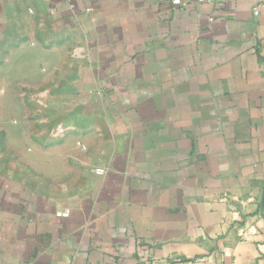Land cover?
<instances>
[{"label":"crops","instance_id":"1","mask_svg":"<svg viewBox=\"0 0 264 264\" xmlns=\"http://www.w3.org/2000/svg\"><path fill=\"white\" fill-rule=\"evenodd\" d=\"M16 54L54 90L0 264H264V0H0Z\"/></svg>","mask_w":264,"mask_h":264},{"label":"rangeland","instance_id":"2","mask_svg":"<svg viewBox=\"0 0 264 264\" xmlns=\"http://www.w3.org/2000/svg\"><path fill=\"white\" fill-rule=\"evenodd\" d=\"M30 49L40 50L37 45L32 44ZM32 54L34 55L30 56V59L39 58L34 51ZM6 58V55L0 56L1 61H5ZM23 58L27 57L16 54L13 59L11 57L9 63L5 61L0 66V172L22 169L18 155L20 148L23 147L24 150L30 140L23 130L30 126L31 141L39 139L38 133L41 128L39 121L48 115V110L44 106V99L48 98L44 96V92L48 89L54 90L47 88L43 80L40 82V72L44 71L40 64L35 63L36 61L35 73L32 71L30 78L24 75ZM9 125L15 126V131H9ZM12 155L16 157L14 163Z\"/></svg>","mask_w":264,"mask_h":264},{"label":"built area","instance_id":"3","mask_svg":"<svg viewBox=\"0 0 264 264\" xmlns=\"http://www.w3.org/2000/svg\"><path fill=\"white\" fill-rule=\"evenodd\" d=\"M186 1H188V0H171V3L177 7V6H183L186 3ZM194 1H196L200 4H206V3L208 4V3H212L215 0H194ZM254 13L255 14L258 13V9L256 7L254 8ZM96 172L99 174H104L105 169L99 167L96 169ZM57 215L62 216V217H66V216H68V211L66 210L63 212H58ZM138 264H153V263L150 261H142V262H139Z\"/></svg>","mask_w":264,"mask_h":264}]
</instances>
